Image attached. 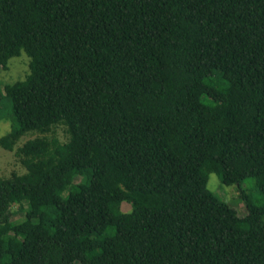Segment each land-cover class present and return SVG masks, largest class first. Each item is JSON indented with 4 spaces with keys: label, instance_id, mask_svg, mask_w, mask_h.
<instances>
[{
    "label": "trees",
    "instance_id": "1",
    "mask_svg": "<svg viewBox=\"0 0 264 264\" xmlns=\"http://www.w3.org/2000/svg\"><path fill=\"white\" fill-rule=\"evenodd\" d=\"M21 52L0 264H264V203L207 188L264 196V0H0Z\"/></svg>",
    "mask_w": 264,
    "mask_h": 264
},
{
    "label": "rangeland",
    "instance_id": "2",
    "mask_svg": "<svg viewBox=\"0 0 264 264\" xmlns=\"http://www.w3.org/2000/svg\"><path fill=\"white\" fill-rule=\"evenodd\" d=\"M29 59L24 52L20 55L12 57L8 60L7 67L2 69L0 67V90L3 89V85L13 83L17 80H21L28 73ZM10 120L5 119L0 121V137L6 134L10 130ZM34 135L26 136L22 139L25 141L29 138H33ZM21 141V142H22ZM12 171L17 173H23L22 167L16 162L13 152H8L0 148V178L8 176ZM80 178H76L75 182H78ZM207 188L221 201L227 203L233 207L239 216H244L246 213L243 202L239 199L238 195L243 191L249 196L250 200L255 205H261L264 203V196L259 192V189L255 185L253 178H245L240 186L238 185H224L220 182L219 176L216 173H210L207 179ZM129 206L123 204V210H128ZM22 214H15L12 219H20Z\"/></svg>",
    "mask_w": 264,
    "mask_h": 264
}]
</instances>
